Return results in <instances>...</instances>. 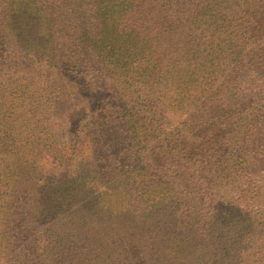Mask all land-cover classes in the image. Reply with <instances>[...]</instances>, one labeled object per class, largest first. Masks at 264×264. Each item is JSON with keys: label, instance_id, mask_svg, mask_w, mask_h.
Segmentation results:
<instances>
[{"label": "trees", "instance_id": "1", "mask_svg": "<svg viewBox=\"0 0 264 264\" xmlns=\"http://www.w3.org/2000/svg\"><path fill=\"white\" fill-rule=\"evenodd\" d=\"M260 127L264 0H0V264H264Z\"/></svg>", "mask_w": 264, "mask_h": 264}, {"label": "rangeland", "instance_id": "2", "mask_svg": "<svg viewBox=\"0 0 264 264\" xmlns=\"http://www.w3.org/2000/svg\"><path fill=\"white\" fill-rule=\"evenodd\" d=\"M70 104L76 106H82L84 108L94 107L95 102L92 97L86 96L85 94H75L73 99L69 101ZM256 138L260 143L264 145V127H260L256 132ZM122 140V135L120 132L111 133L104 138H102L100 147L105 149L106 146H115Z\"/></svg>", "mask_w": 264, "mask_h": 264}]
</instances>
